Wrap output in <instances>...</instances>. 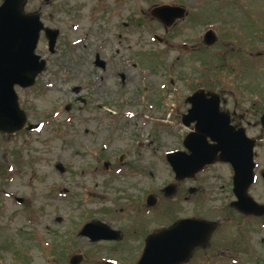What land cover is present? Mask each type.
I'll list each match as a JSON object with an SVG mask.
<instances>
[{"label":"rangeland","instance_id":"1","mask_svg":"<svg viewBox=\"0 0 264 264\" xmlns=\"http://www.w3.org/2000/svg\"><path fill=\"white\" fill-rule=\"evenodd\" d=\"M163 3L187 15L165 27L150 13ZM25 10L60 34L50 52L41 32L36 53L46 68L33 87H16L28 121L40 126L0 133V264H70L78 251L82 264L132 258L137 241L83 243L78 233L93 218L126 232L167 222L169 182L176 193L198 191L183 205L171 201L176 215L219 224L217 250L190 264H264V217L229 206L230 164L181 184L165 157L192 129L180 121L185 99L199 88L217 92L233 123L257 140L249 194L264 204V0H28ZM208 29L218 37L211 46ZM148 193L159 198L151 213Z\"/></svg>","mask_w":264,"mask_h":264},{"label":"water","instance_id":"2","mask_svg":"<svg viewBox=\"0 0 264 264\" xmlns=\"http://www.w3.org/2000/svg\"><path fill=\"white\" fill-rule=\"evenodd\" d=\"M26 3L27 0H2L0 4V133L14 134L24 128H38L39 124L28 122L27 114L20 106L16 86L32 87L46 67L47 61L36 53L41 31L45 33L50 52L55 51L59 36V29L45 26L38 12H26ZM150 13L169 27L177 19L184 18L187 10L179 5L162 4L154 6ZM217 38L215 31L208 29L203 42L211 46ZM97 62L100 66L105 64L99 58ZM186 102L191 107L182 116V124L190 127L194 123L193 130L183 140L187 151L177 150L166 155L175 172V180L193 177L206 165L228 162L234 171L233 191L237 196L230 205L245 214L264 215V205L257 203L248 193L255 179L256 140L249 138L243 127L231 124L229 111L220 109L218 93L199 88L186 98ZM260 120L264 127V113ZM261 175L264 179V171ZM163 191L175 193L176 186L168 184ZM147 203L150 206L155 204L152 194L148 195ZM216 225V222L205 219L184 218L171 228L157 230L147 237L137 264H181L188 260L195 248L209 240ZM94 230L96 237L92 236ZM118 232L107 224L93 221L84 226L81 234L94 239H118ZM79 260L73 258L71 263L77 264Z\"/></svg>","mask_w":264,"mask_h":264},{"label":"flooded vegetation","instance_id":"3","mask_svg":"<svg viewBox=\"0 0 264 264\" xmlns=\"http://www.w3.org/2000/svg\"><path fill=\"white\" fill-rule=\"evenodd\" d=\"M95 63H97V59H96ZM182 145H183V140H182ZM181 149H184V148H181ZM109 165H110V163H108L107 167ZM174 177H175V174H174L173 178ZM193 178H184L183 180H179V182L181 184H186L190 179H193ZM176 182H178V181H176ZM175 185L178 186V184H175ZM199 190H202V189H199ZM187 192H190V193H169V194L162 193V195H164V197H166V199L168 201V211H167L168 221L165 222V223H158V224H155L154 226L152 225L150 227L140 226V227H135L136 229L130 228L129 232H126L123 229L118 228V227H113L115 230H119V232L116 234V235H119V237H120L118 239L100 238L98 240H94L93 237H89L87 235H83V234H81V232L78 233V237L79 236L83 237L86 240L85 241L84 239H81V241L83 243L84 242H90V243L103 242V243H109V244H112V245H120L118 243H121L122 241L124 242L127 238H130V240H128V241H137L140 244V251H136L133 254L131 252H129V247L128 246L119 247L120 249L121 248L126 249L129 252V254L131 255L132 258H127L126 260L124 258H121V259L117 258V262L113 263L111 261L98 260L97 259V258L103 257V255H97L95 257V260H98L100 262V264H136L138 262L140 256H141L142 251H143V248H144V245H145V242H146V238L151 233L155 232L156 230L162 229V228H171L172 226L175 225V223L179 219L193 217V216L188 215V214H178V215H176L175 214L176 207H175L174 203L171 202L172 200H175V201L179 202L178 204L183 205L184 203H187L189 201V199L191 197V196H189L190 194L191 195H197L195 193H197L198 191H195L194 188H191V189L187 188ZM149 194H152L154 196V200H155V205L154 206L147 205V201L146 200H147ZM158 200H159V198H158V196L155 195V193H148L146 198H145V203H146L145 212L151 213L155 209ZM262 217H264V216H262ZM250 218H252V216H250ZM122 227L123 228H127L129 226H127V227L122 226ZM216 230L213 231L212 237L215 234ZM212 237L209 240L208 244H206L205 246H201V247H198L197 249H195L193 251L191 257L189 258V260L184 262V263H182V264H190L191 262L196 261L195 258L197 260L198 259L201 260V259L207 257V254H208L209 250H217V247L215 248V246H213L212 243H211ZM223 240L227 241V240H230V239H223ZM231 244L233 245V243H231ZM118 249H116V250H118ZM76 253L77 254L75 255V257L80 258V260H79V262L77 264H82L80 262L83 261V258L85 259L86 253L82 254L80 251H78ZM217 253H219V252H217ZM125 255H126V253H125ZM212 256H214V255L211 254L209 257H212Z\"/></svg>","mask_w":264,"mask_h":264}]
</instances>
